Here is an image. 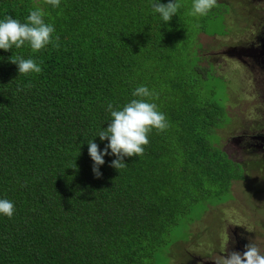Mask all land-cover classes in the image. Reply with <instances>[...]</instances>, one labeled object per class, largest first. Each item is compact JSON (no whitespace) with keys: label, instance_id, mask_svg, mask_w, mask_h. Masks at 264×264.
Returning a JSON list of instances; mask_svg holds the SVG:
<instances>
[{"label":"trees","instance_id":"obj_1","mask_svg":"<svg viewBox=\"0 0 264 264\" xmlns=\"http://www.w3.org/2000/svg\"><path fill=\"white\" fill-rule=\"evenodd\" d=\"M152 3L0 0V19L23 23L41 8L60 44L0 49V199L16 209L0 214V264H152L179 218L230 199L244 167L217 145L226 106L206 94L194 60L179 58L199 32L216 34L207 22L221 24L227 6L217 0L195 30L192 10L180 7L166 23ZM15 56L42 71L19 74ZM139 86L158 93L152 102L170 127L153 129L125 168L105 155L96 177L88 142L104 150L108 141L96 135L111 122L107 105L122 109Z\"/></svg>","mask_w":264,"mask_h":264},{"label":"rangeland","instance_id":"obj_2","mask_svg":"<svg viewBox=\"0 0 264 264\" xmlns=\"http://www.w3.org/2000/svg\"><path fill=\"white\" fill-rule=\"evenodd\" d=\"M179 2L192 10L193 0ZM226 6L223 24L218 18L206 21L216 34L199 32L194 45L189 40L188 51L179 58L194 60L195 69L204 73L198 72L206 94L226 106L229 121L215 131L217 145L241 162L244 171L231 181L230 199L202 212L196 204L194 213L179 218L167 236L168 244L157 250L152 264H216L222 255L243 253L251 242L264 254V10L259 8L264 5L239 0ZM197 18L193 15L195 30ZM244 54L253 61L243 63ZM208 66L219 76H211Z\"/></svg>","mask_w":264,"mask_h":264},{"label":"clouds","instance_id":"obj_3","mask_svg":"<svg viewBox=\"0 0 264 264\" xmlns=\"http://www.w3.org/2000/svg\"><path fill=\"white\" fill-rule=\"evenodd\" d=\"M44 2L54 8L60 5V0H44ZM217 6V0H193L191 14L204 17ZM180 7L179 0H169L167 4L153 0L152 3L153 11L158 13L166 23L177 14ZM54 33V25L45 22L44 12L39 7L31 10L26 22L23 23L19 19L6 15L0 19V49L7 51L13 49V46L21 48L26 43L30 45L33 52H39L49 44L59 48V37L54 36ZM10 62L18 66V72L22 75L39 74L42 71L40 64L31 58L15 56L10 58ZM132 95L137 98L126 103L122 109L114 108L111 103L107 105L111 122L107 128H102L96 135L102 141H108L104 150L101 151L99 145L93 140L88 142V153L94 162L92 171L96 177L102 175L100 166L105 163V155L111 154L116 157L111 161V167L117 170L125 168L127 167L125 157L143 156L144 146L149 144V135L153 129L164 132L170 127L166 114L159 110L155 102H152L158 98V93L149 90L146 86H139ZM15 210V204L11 200L0 199V214L12 218ZM245 248L246 251L243 253L232 251L226 256L222 255L216 260V264H264V254H261L255 243L246 244Z\"/></svg>","mask_w":264,"mask_h":264},{"label":"flooded vegetation","instance_id":"obj_4","mask_svg":"<svg viewBox=\"0 0 264 264\" xmlns=\"http://www.w3.org/2000/svg\"><path fill=\"white\" fill-rule=\"evenodd\" d=\"M218 1L222 2L224 5H227L228 3H232V4H234V1H239V0H218ZM244 1H246V0H244ZM254 1H255L256 3H259V4H261V5H264V0H254ZM250 2L252 3V1H250ZM253 8L256 9V6H254ZM259 8L261 9V11L264 10V6H260ZM262 13H264V12H262ZM262 18L264 19V14L262 15ZM260 20H261V19H260ZM260 20H259V22H260ZM222 21H223V23H224V16H223ZM222 21H221L220 23H222ZM223 23H222V24H223ZM263 32H264V29H263ZM220 35H223V32H222V34H220ZM261 37H263L262 34H261ZM261 37H260V38H261ZM261 44H262V42H261ZM240 60H241L243 63L247 64V62L253 61V57H252L251 55L244 54V55H241ZM228 247H229V246H228Z\"/></svg>","mask_w":264,"mask_h":264}]
</instances>
